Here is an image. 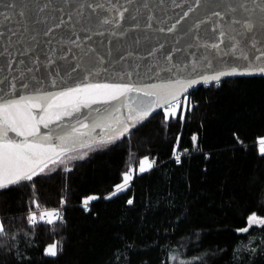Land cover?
<instances>
[{
    "label": "trees",
    "instance_id": "obj_1",
    "mask_svg": "<svg viewBox=\"0 0 264 264\" xmlns=\"http://www.w3.org/2000/svg\"><path fill=\"white\" fill-rule=\"evenodd\" d=\"M187 98L176 118L163 109L129 136L68 154L83 159L66 155L0 189V264H264V226L242 231L251 215L264 217V76ZM146 158L153 168L106 198ZM59 207L62 220L39 219ZM53 243L57 255H45Z\"/></svg>",
    "mask_w": 264,
    "mask_h": 264
},
{
    "label": "snow or ice",
    "instance_id": "obj_2",
    "mask_svg": "<svg viewBox=\"0 0 264 264\" xmlns=\"http://www.w3.org/2000/svg\"><path fill=\"white\" fill-rule=\"evenodd\" d=\"M64 3L69 4L70 0H64ZM159 3L162 4L163 0H159ZM172 3L176 5V0H172ZM196 3L197 6H201V0H196ZM107 5L103 0H81L79 5L74 6V12L68 11L67 20L64 16L55 17L57 21L55 24L46 25L42 29L41 34L47 38L45 43L51 46L52 42L57 40L55 33L64 30L67 36L62 35L59 40L70 41L74 47L79 48L82 39H91L87 35L92 31L88 28L89 24L110 25L117 18L123 20L125 13L129 11L122 4L118 5L116 0H107ZM147 6L145 0L144 7ZM176 6L182 7V5ZM47 7L48 5L45 4L43 8L38 7L37 11H44ZM4 8L9 11H0V44L4 45L0 48V62H2L0 71L12 72L16 64H22L24 68L19 74V81L15 78L10 80L7 76L0 79V85L7 83V87L0 88V189L31 181L35 176L43 173L49 163H66L63 157L75 152L77 148L114 142L129 132L130 125L134 127L136 123L142 122L157 108L164 109L165 119L169 116L176 118L182 103L187 105V98L185 97L182 102L181 96L194 85L201 82L207 85L213 81L218 84L224 76L264 74V0H222L221 4L213 7L208 18L194 20L184 28V33L193 36L197 44L211 55L196 58L192 63H188L187 60L177 63L174 62L173 55L165 53L164 59L172 66L165 68L164 71L175 75H170L167 83L146 87H138L132 83L90 82L108 72V69L103 67L104 58L98 56L96 50L91 47L83 52L85 60L82 63H73L68 67L60 68H53L55 61L51 56H47L45 64L41 65V54L36 53L31 45L27 49L21 47L13 51L14 44L24 43L21 39L23 33L20 28L6 22L15 21L17 15L25 17L28 5L9 3L5 4ZM17 8H19L18 13ZM85 9L89 13L87 16ZM110 9L117 15L112 18L104 15ZM58 10L63 11V9ZM195 11L189 6L188 10L182 12L170 26L158 28L159 33L174 35L180 30L182 22L188 20L189 13ZM75 17L85 21L80 28V31L85 33L83 37L77 35L73 27H65ZM81 19H75V23L80 24ZM132 19L136 20L137 17L132 16ZM147 19L149 21L147 27L151 29L154 18L148 16ZM41 22L37 21V23ZM162 23H167V20H162ZM136 26L139 27L138 24ZM202 29L207 35H200ZM32 39L35 40V36ZM176 44L178 45L179 41H176ZM159 48L163 49L164 44L161 43ZM49 50L55 51L51 47ZM155 54L154 51L149 52V56ZM226 57L236 61L237 64L230 66V70H218L219 66L225 64ZM61 59L68 57L61 56ZM241 64L245 69L242 72L237 70ZM40 67H47L54 76H59L61 73L69 75L73 84L62 91L44 93L37 77L32 76L29 80L24 78L25 74L39 71ZM193 74L200 78H188ZM124 75L131 80L132 71L129 70ZM121 78L123 79V75ZM76 80L80 82L75 83ZM33 81L35 83H32ZM51 83L53 87L57 85L55 79ZM21 89L35 94L14 98ZM95 105L109 107L94 108ZM85 109L87 111H82ZM125 111L126 115H124ZM66 118L68 122L65 123ZM180 119H183V115ZM41 127L48 131L42 133ZM97 129H100L99 137L94 135ZM9 133H14L15 137L10 136ZM21 137L22 139H17ZM192 139L195 143L197 137L193 136ZM258 143L259 152L264 155V137L259 138ZM176 146L179 147V140ZM76 158L84 157L68 155V159ZM175 159L177 163L180 162L179 153H175ZM153 164L154 161L149 162L145 159L141 161L139 171L143 173ZM131 179L132 173H126L123 176V183L116 186L115 192L106 198L111 199L112 196L126 190ZM95 199H97L95 196L85 199L83 201L85 208ZM127 202L131 204L132 200ZM45 218L48 224H53L56 219H63L54 211L41 212L39 219L45 221ZM28 220L30 223H35L36 214L30 215ZM254 224L264 226V219L251 215L248 218V227L242 231L247 232ZM3 233L4 226L0 224V234ZM57 248V244H50L45 250V255L55 257Z\"/></svg>",
    "mask_w": 264,
    "mask_h": 264
},
{
    "label": "water",
    "instance_id": "obj_3",
    "mask_svg": "<svg viewBox=\"0 0 264 264\" xmlns=\"http://www.w3.org/2000/svg\"><path fill=\"white\" fill-rule=\"evenodd\" d=\"M80 2L81 0H70L69 4H65L64 0H0V11L4 12L9 11V9L4 8L5 4L12 3L28 5V8L25 10L27 13L25 17H19L17 15V19L15 21L6 22L12 26L20 28L21 32L23 33L21 39L24 41V43L20 45L14 44L12 50L17 51L21 47L27 49L29 45H31L32 48L35 49L36 53L41 54V65L45 64L47 56H51L53 61H55L53 68H60L68 67L73 63H82L85 60L83 52L91 47L96 50V54L98 56L104 58L105 64L103 67L107 68L108 72L104 73L101 77L92 79L90 82L132 83L138 87H146L154 84L167 83L170 75H175L166 73L164 71L165 68H170L172 66L171 63L164 59L165 53L173 55L174 62L177 63L185 60H187L188 63H192L196 58H202L204 55H211L210 53H206L197 44V42L193 39V36L186 35L184 33V28H187L188 25L194 20L208 18L211 11L213 10V7L215 5L221 4L222 0H201V6H197L196 0H176V5H182V7L174 5L172 0H163L162 4L159 3V0H146L148 5L147 7H144L145 0H116L118 5L122 4L129 10L127 13H125L123 20L117 18L113 24L106 26L100 25L98 23L89 24L88 28L92 29V31L88 32L87 35L90 36L91 39H82L80 41L79 48L74 47L70 41L59 40L60 36H67V32L64 30L57 31L55 33L57 40L53 41L51 46L46 44L45 41L47 38L41 34L42 29L46 25L55 24L57 22L55 17L64 16L67 20L68 11L71 10L74 12V6L79 5ZM103 2L106 4V6H108L107 0H103ZM45 4H47L48 7L45 8L44 11L38 12L37 8H43ZM189 6H191V8L195 9L196 11L189 13L188 20L182 22V26L177 33L174 35H164L159 33L158 28H167L170 26L171 23L175 22V20L180 17L182 12L188 10ZM58 9H63V11H59ZM16 11L18 13L19 8H17ZM84 11L86 16L89 15L88 10L85 9ZM104 15H108L109 18H112L117 14L112 12L110 9V11L108 13H104ZM132 16H136L137 19L133 20ZM148 16H152L154 18L151 29L147 27V24L149 23L147 19ZM75 19L81 18L75 17L69 24H66L65 27H73L77 35L81 37L85 36V33L80 31V28L85 23V21L81 19V23L76 24ZM162 20H167V23H162ZM20 21L23 23L21 24ZM37 21L42 22L37 23ZM137 24L139 27L136 26ZM25 29L26 31H24ZM200 35L205 36L207 33L204 29H202ZM33 36H35V40L32 39ZM6 39L7 37H5V40ZM176 41H179L178 45L176 44ZM161 43L164 44L163 49L159 48ZM3 47L4 45L0 44V48ZM49 47L55 49V51H50ZM150 51H154L156 54L149 56ZM61 56H67L68 59H61ZM18 58L25 59L24 57ZM236 64V61L226 57L225 64L219 66L218 70H230V66H235ZM23 68L24 65L16 64L13 66L12 72L0 71V79L7 76L10 80L15 78L17 81H19V74ZM121 70L123 71L121 72ZM129 70L132 71L131 80H129L128 77L124 75V73H127ZM237 70L242 72L245 69L241 64V67H239ZM137 71L139 74H137ZM72 75L74 76L75 74ZM122 75L123 79L121 78ZM32 76H35L40 80L44 93L62 91L65 87L71 86L73 84V80L69 75H64L61 73L59 76H54L51 74V70L47 67H40L39 71L25 74L24 78L29 80ZM250 76H264V74L224 76L221 78L219 83L231 78ZM114 77L115 79H113ZM188 78L199 79L200 77L193 74L188 76ZM53 79L57 81V85L55 87H53L51 83ZM79 82V80L75 81V83ZM32 83H35V81ZM213 83L217 82L213 81L208 84ZM202 85L205 84L201 82L197 85H194L192 88H189L188 91L181 96V99ZM3 87H7V83L0 85V88ZM27 94L35 93L21 89L16 93L14 98L18 99L20 95ZM7 98L8 97H5V99ZM93 107L105 108L109 106L95 105ZM161 110H163V108H157L155 111L151 112L150 115L142 122L136 123L134 127L130 125L129 132L120 138L129 136L134 129L147 122ZM82 111L87 110L85 109ZM124 115H126V111L124 112ZM64 122H68L67 118ZM47 131V129L41 127L42 133ZM99 133L100 129H97L94 135L99 137ZM9 135L15 137L14 133H9ZM17 139H22V137ZM78 149L81 148H77V150ZM262 219H264V217ZM254 226L256 225L254 224L253 226L249 227L248 231H250Z\"/></svg>",
    "mask_w": 264,
    "mask_h": 264
},
{
    "label": "rangeland",
    "instance_id": "obj_4",
    "mask_svg": "<svg viewBox=\"0 0 264 264\" xmlns=\"http://www.w3.org/2000/svg\"><path fill=\"white\" fill-rule=\"evenodd\" d=\"M186 98H187V96H185ZM185 97L183 98V99H181V101L183 102L184 100H185ZM187 106H188V98H187V105L185 106L183 103H182V105H181V109H180V111L181 110H186V108H187ZM179 112V111H178ZM178 112H177V114H178ZM149 162H152L149 158H146ZM145 160V159H144ZM154 165V164H153ZM153 165H152V167L150 168V169H152L153 168ZM145 167L147 168V165H145ZM139 169H140V167H139ZM139 169H138V171H133V172H131L132 173V179L134 178V176H135V172H137L138 174H144V173H146V172H148L150 169H148V170H146V171H144L143 173H141L140 171H139ZM131 179V180H132ZM131 182V181H130ZM130 184V183H129ZM95 200H97V199H95ZM95 200H91L90 201V203L91 202H93V201H95ZM43 211H54V212H57L58 214H59V216H60V211H61V207H59V208H55V209H51V210H43ZM43 211H41V212H43ZM40 212V213H41ZM45 220H47V218H45ZM57 220V219H56ZM0 224H1V222H0ZM182 261L180 260V259H178L176 262H174L175 264H179V263H181Z\"/></svg>",
    "mask_w": 264,
    "mask_h": 264
},
{
    "label": "built area",
    "instance_id": "obj_5",
    "mask_svg": "<svg viewBox=\"0 0 264 264\" xmlns=\"http://www.w3.org/2000/svg\"><path fill=\"white\" fill-rule=\"evenodd\" d=\"M180 156L182 157L183 156V153H181Z\"/></svg>",
    "mask_w": 264,
    "mask_h": 264
}]
</instances>
